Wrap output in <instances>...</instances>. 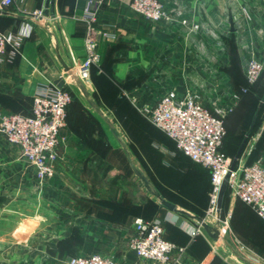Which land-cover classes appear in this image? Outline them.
<instances>
[{
  "label": "crops",
  "instance_id": "obj_1",
  "mask_svg": "<svg viewBox=\"0 0 264 264\" xmlns=\"http://www.w3.org/2000/svg\"><path fill=\"white\" fill-rule=\"evenodd\" d=\"M90 1L14 0L6 8L0 16L2 31L18 32L38 9L45 11L46 21L34 25L15 56L8 48L0 65V111H31L40 87L59 86L66 80L67 68L81 64L87 30L81 16ZM163 1L178 18L199 29L190 33V26L172 28L145 21L131 8V0H108L101 7L97 28L114 38L99 35L101 64L93 69L90 83L73 79L66 85H79L83 94L78 95L80 111H70L61 130L64 141L53 178L40 182L18 148L0 134V264H68L76 255L96 253L114 257L117 264H160L127 250L137 218L161 219L165 238L186 248L183 254L174 252L171 263L224 264L217 258L211 229L195 239L187 231L205 217L209 197L205 209L196 212L191 210L193 203L163 194L153 186L158 178L145 177L128 149L113 143L122 131L111 122L128 121L131 112L138 113L132 98L153 104L169 90L197 93L202 103L215 107L230 102L227 91L232 87L242 96L234 112L246 96L264 109V75L248 94L241 92L247 84L245 58L256 56L264 62V0ZM251 132L250 151L260 155L264 153V110L254 116ZM174 146L175 152L188 158ZM167 151L176 157L174 151ZM188 160L192 167L183 183L194 184L200 168L208 176L210 194L209 170ZM229 199L244 203L229 194L222 209L231 216L233 206L226 208Z\"/></svg>",
  "mask_w": 264,
  "mask_h": 264
},
{
  "label": "built area",
  "instance_id": "obj_2",
  "mask_svg": "<svg viewBox=\"0 0 264 264\" xmlns=\"http://www.w3.org/2000/svg\"><path fill=\"white\" fill-rule=\"evenodd\" d=\"M108 0H91L81 19L87 23L84 36L85 57L77 68L68 67L66 80L59 87L44 84L33 99L32 113H8L0 111V134L16 146L20 157L31 167L40 182L55 176L56 164L60 160L59 147L64 141L61 130L67 126L68 109L72 103V94L66 85L73 79L90 83L93 68L100 67L98 37L113 39V35L100 32L97 21L101 7ZM14 0H0V16L11 6ZM131 8L143 20L163 24L172 28L190 26V33L199 29V25L189 24L180 19L163 0H131ZM46 15L43 9L32 12L26 26L18 32L0 29V65L4 62L8 48L15 56L30 38L34 25L44 24ZM264 74V62L256 56L244 60V75L249 86L255 85ZM248 89L244 88L243 92ZM230 102L216 105L211 111L202 103L197 93L180 95L176 90L163 93L155 103L132 98L138 111L156 128L171 138L179 152L190 158L193 163L209 170L211 191L205 217L195 225L187 227L193 239L204 234L207 228L215 235L216 242H225L229 228V216L226 218L218 208L221 187L230 170V160L223 152V142L227 134L226 118L239 102V93L230 87L227 91ZM227 191L237 201L250 206L264 220V162L258 160L252 164H238L232 172ZM135 231L130 240V248L137 258L160 264L171 263V257L178 251L183 254L186 248L165 238L163 221L159 218L146 220L137 218ZM215 242V243H216ZM215 247V246H214ZM68 264H117L103 254L76 255Z\"/></svg>",
  "mask_w": 264,
  "mask_h": 264
},
{
  "label": "rangeland",
  "instance_id": "obj_3",
  "mask_svg": "<svg viewBox=\"0 0 264 264\" xmlns=\"http://www.w3.org/2000/svg\"><path fill=\"white\" fill-rule=\"evenodd\" d=\"M82 84L87 85L88 83ZM78 86L74 84L68 88L73 99L69 106V113L74 110L80 111L81 104L78 95L80 93L83 94V92L78 89ZM246 97L247 100L234 112L242 98L241 94H239V102L226 118L227 134L224 141V153L229 158L230 164L238 152L240 145L247 137L248 140L244 146L239 164H243L241 160L244 159L245 161V158L246 163L258 160L264 162V153L259 155V152L255 150L250 151L252 143L251 128L254 116L264 109L259 107V102H256V100L254 102L253 98L248 99V96ZM203 104L209 110H214L213 106ZM118 112L122 113L124 110H118ZM137 112H131V116L129 115L131 118L128 121L123 119L112 120L111 123L116 124V127L122 131V134L116 140L113 139L114 137H111L113 143L117 145L121 144L128 149L135 167L138 171L142 170L145 177L158 178V183L156 185L153 183V186H158L163 194L177 200L179 199L180 203H193L195 206L191 210L196 212L203 211L209 197V193L206 190L208 182L207 174L204 170L196 168L195 183H192L191 186L183 183V179L186 180L188 177L187 171L192 167L188 158L175 152L174 143L170 142L157 130L150 128L151 125L146 118L138 110ZM118 116L119 113L116 112V117ZM6 141L8 142L7 138ZM167 150L174 151L176 157L171 158ZM231 206H233V213L229 216V228L225 237L226 243L220 244L223 242L221 239L219 240L221 241L220 243H214V246L218 249L217 258L224 264H264V221L247 205L234 203L229 199L226 201V208L228 209ZM225 217L228 218V214ZM201 236L203 234L198 237ZM130 240L131 238L128 240L127 250L132 253L133 251L129 244ZM109 257L115 260L114 257Z\"/></svg>",
  "mask_w": 264,
  "mask_h": 264
},
{
  "label": "water",
  "instance_id": "obj_4",
  "mask_svg": "<svg viewBox=\"0 0 264 264\" xmlns=\"http://www.w3.org/2000/svg\"><path fill=\"white\" fill-rule=\"evenodd\" d=\"M64 85V82H61L59 84V87H62ZM247 142V138H245V140L243 141V143L241 144L238 152L236 153L231 165H230V170L227 174V176L225 177V180L223 182V185L221 187V191H220V194H219V201H218V208L219 210H222V207H223V203H224V199H225V196H226V193H227V184H228V180L232 174V172L235 170V168L237 167L238 165V162L240 160V157L242 155V152L244 150V146ZM161 202L163 205H165L166 207L174 210V207L173 205H171L169 202L165 201L164 199H161Z\"/></svg>",
  "mask_w": 264,
  "mask_h": 264
},
{
  "label": "trees",
  "instance_id": "obj_5",
  "mask_svg": "<svg viewBox=\"0 0 264 264\" xmlns=\"http://www.w3.org/2000/svg\"><path fill=\"white\" fill-rule=\"evenodd\" d=\"M96 68V67H95ZM94 69V68H93ZM93 71V70H92ZM264 75V74H263ZM246 82H247V80H246ZM251 87L252 86H249L248 85V82H247V84L243 87V89L244 88H247L248 89V91H247V94L250 92V90H251ZM243 89H241V92H242V90ZM246 94V93H245ZM15 113H24V114H26V115H30L31 113H32V108H31V111H29V112H22V111H17V112H15ZM68 113H69V109H68ZM225 138H226V136H225ZM225 138H224V141H225ZM241 146V145H240ZM240 148V147H239ZM222 150H223V152H224V142H223V147H222ZM252 163H254V162H251V163H248V165L249 164H252ZM239 164V163H238ZM238 166V165H237ZM228 195H229V192L227 191V193H226V196H225V199H224V201L225 200H227V198H228ZM245 204V203H244ZM247 205V204H246ZM248 206V205H247ZM250 207V206H249ZM251 208V207H250ZM252 209V208H251ZM253 210V209H252ZM222 214H223V216H225L224 215V212H223V209H222ZM257 214V213H256ZM149 220V219H148ZM150 220H152V219H150ZM264 221V220H263Z\"/></svg>",
  "mask_w": 264,
  "mask_h": 264
}]
</instances>
